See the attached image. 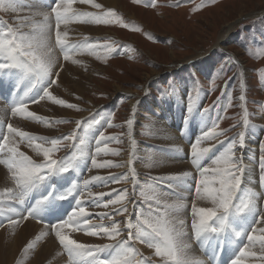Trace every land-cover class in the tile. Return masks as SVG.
Returning a JSON list of instances; mask_svg holds the SVG:
<instances>
[{
    "label": "rangeland",
    "instance_id": "rangeland-1",
    "mask_svg": "<svg viewBox=\"0 0 264 264\" xmlns=\"http://www.w3.org/2000/svg\"><path fill=\"white\" fill-rule=\"evenodd\" d=\"M97 1L94 0L95 3H101ZM118 1L120 9L112 10L119 19L113 18V22L109 24L87 23L89 27L93 26L95 30L100 31L105 37L99 35V37L84 36L83 38H77L82 41V44L89 45L88 43L92 42L95 44L92 48L94 54H91L93 56L90 57V63L82 61L83 63L78 69L83 77L77 74V80H75H84V91L82 94L70 88L63 90L61 93L58 92L61 90L58 88L54 92L60 98L62 94L69 93V102L76 103L80 111L60 108L64 112L62 113L63 115L53 114L50 111L51 113L49 112L50 114H47L44 118L51 121L67 119L66 116H71L73 119H83L96 111L101 113L102 117L104 113H108L107 111L114 112L113 116L116 117L111 122L113 126L105 125L104 128L102 127L103 130L102 128L100 130L104 131L105 136H117L119 139L109 141L107 148L110 152L108 154L102 152L97 156V160L99 162L111 161L114 165L121 166L90 168L89 172L83 174V177L86 178L85 175L99 172L98 174L96 173V176L110 177L115 175L123 177V179L120 183L94 182L90 190L94 191L93 193H111V195L104 196V201H107L116 195L114 190L122 191L127 189L132 194L130 199L137 201L135 205L132 203L128 204L129 213L135 211V216L140 220L154 215L153 210L156 208H159L163 215L165 213V205L181 203L185 207L169 212V214L167 213L168 217L169 219L172 217L170 220L177 225L178 221L185 220L186 225H184L183 229L188 230L193 237L192 229L187 228V226L192 222V220H189V218H192L191 207L199 199L195 197L194 191L188 192L183 187H178L177 185L181 183L180 181L165 180L161 182L159 180L160 177L182 175L184 171L180 170L181 173L173 172L164 176H151L141 169L148 166L144 156L147 153V149L161 152L162 154L164 148V145L152 142L158 138L157 128L153 129L154 133L152 134L149 133L148 129L157 121L158 131H160L161 124L171 127L174 131L179 127L177 139L182 142L183 147L176 155L177 163L189 164L191 160L189 156L191 144L197 137L202 135V130H211L213 121H216L218 125L216 128L217 132L223 129L228 130L226 135L219 136L218 140L203 141L200 146L209 147L210 145H216L213 149L216 154L226 148L229 140L236 137L240 131H245V141H247V139L253 137L251 130L257 128L258 132L262 131V136L259 141L258 152L257 147H255L257 156L254 160L255 163L254 161L251 162L254 170L253 174L243 178L242 186L245 189L243 199L246 200L248 193L253 191L250 188L252 186L258 189L259 193H262L264 182L260 180L261 172L258 165L261 145L264 144V0H214V3H209V0H179L178 7L174 6L177 0H155V6H151L152 0L150 2L146 0L144 5L143 0ZM78 2L81 3L80 0ZM37 4L41 5V2ZM80 7L82 5H79L78 8L80 9ZM33 8L34 5L28 6L24 4L23 7L18 8L20 14L17 11L12 12L9 10L5 12L0 10V22L15 25L20 17L29 16L31 18L28 13ZM41 9H44V11L48 10L44 5H41ZM91 10L98 13L108 10V8L102 5V9H96L90 5L88 8L84 7L83 12H90ZM127 13H133L135 17H130ZM84 20L87 21L86 18ZM84 24L86 25L85 22L82 25L85 26ZM229 26L232 28L230 35L224 43L219 44V37L228 30ZM74 35L76 37V33ZM217 44L220 46H217ZM105 45H111L116 51L109 52ZM123 49H125V52H122ZM78 53H76V56L79 55ZM190 73L197 75L199 82L200 80L202 81L203 86H205H202L204 90L201 91L199 89L196 80ZM230 77H235V79H230ZM241 83L244 84L243 89L239 86ZM242 92L246 96L245 109L249 122L248 130L243 124L245 109L239 107L240 101L238 97ZM186 96H190V102L193 107V112L189 114L190 118L187 123H185V107L189 100L185 99ZM229 96H231L230 101ZM218 97L220 100L215 103V98ZM148 100L151 101L148 102ZM132 102L136 104L134 106L137 113V120L134 124L135 127H133V132H135L133 138L132 134L130 137L125 132L127 129L125 118L132 113ZM149 106L150 109H153L147 110ZM203 109H209V111L205 113ZM218 116L221 117L219 120H217ZM102 117L100 116L96 119L102 121ZM20 122L46 129L47 131L41 130L39 134H34L40 136L67 133L74 127L72 123H54L49 127V125L38 121ZM233 125H236V127L233 128ZM21 127L25 131L32 132L30 127ZM47 128H51L52 132ZM218 141H223L224 143L219 144ZM246 144L248 143L246 142ZM20 146L27 147L28 151L31 150L25 144ZM101 147H104V145H101ZM91 148L94 151V142ZM23 150L27 152V149L23 148ZM73 151L74 149L72 150L71 147L63 148L57 155L62 157L63 152H70L69 154H71ZM113 151L118 154H111ZM125 153L128 154L126 157L127 161L123 163L122 156ZM239 154L238 150L237 155ZM173 155L174 153L172 155L163 153L165 158L173 157L174 159L175 156ZM181 157L182 159H180ZM247 162L248 159H244V163ZM122 165L124 166L122 167ZM125 165H128L127 168H124ZM203 165L205 167L215 166L211 165L210 159L203 161ZM189 172L199 179L198 173L195 174L194 170L190 171L189 168ZM209 178L211 179V177ZM259 203V207L264 208V199H261ZM149 205H151V208ZM16 207L19 208L20 206L16 205ZM87 210L95 212L94 218H92L93 223H100L101 220L98 214L111 212L112 208L111 206L109 209L88 206ZM141 213H143V216H141ZM11 215L6 207L0 208V232L5 231L4 241L12 238L11 242L18 245L20 241V233L18 234V232L21 226H18L15 233L11 231L13 225L7 222L8 217ZM114 218L123 220L121 216H115ZM252 218L247 216L243 221L241 220L240 224H242V227H244V224L246 226L250 223ZM27 221L36 225L35 231L27 238L28 240L22 241L23 244L21 245L23 246H20V250L16 255L18 257H15L14 262L21 264L22 261L23 264H26L27 260L32 261L38 254L37 250L41 251L42 247L44 248L47 243L52 241L54 246L53 250H51V257L44 264H67V254L59 247L54 238L41 237L39 240L36 239L39 233L44 230L40 226L43 224L32 219ZM103 222L108 223L107 220ZM133 222L137 223L138 221L134 220ZM23 223L25 224L26 222ZM256 225H254L255 228ZM247 228L248 232H251L252 225ZM36 230L38 231L36 232ZM77 234L89 240L88 243H110L106 238L89 237L83 232L73 233L74 238ZM124 235L126 238L127 233L125 232ZM95 240L98 242L95 243ZM195 241H191V243L195 247L197 246L201 260L206 261L207 264H229L230 259L228 256H224V253L213 246L215 242L213 245H200V243ZM208 241L212 242L214 240L209 238ZM234 242H236V239H233V244L237 250L239 245ZM132 244L137 251L135 254H130L131 264H138L144 257L151 258L152 264H158L160 258L154 256L153 249L136 241H133ZM2 245L0 244V247ZM29 245H31L30 249ZM210 247L213 248V251L215 250L216 255H214L212 260L207 259V252H202L205 249V251L209 250L208 248ZM99 258H107V253H100ZM250 261H253L252 263L254 264H262L261 261L254 262L253 257L245 258V264H251Z\"/></svg>",
    "mask_w": 264,
    "mask_h": 264
},
{
    "label": "snow or ice",
    "instance_id": "snow-or-ice-1",
    "mask_svg": "<svg viewBox=\"0 0 264 264\" xmlns=\"http://www.w3.org/2000/svg\"><path fill=\"white\" fill-rule=\"evenodd\" d=\"M40 2L48 10L39 12L38 19L20 17L15 25L0 22V100L4 101L3 107H0V166L5 170V183L0 188V208L6 207L14 217H9L7 222L13 226L29 219L42 223L44 230L36 239L54 238L66 252L67 264H131L130 254L137 251L133 247V241L153 249L154 256L160 258L158 264H204V261L193 259L189 255L191 245L183 239L186 235L183 231L184 220H180L177 225L167 214L185 205L167 204L163 215L156 208L153 210L154 215L140 220L135 216V211L129 213L128 204L135 205L137 201L130 199L132 194L127 189L114 190L116 195L107 201L103 198L111 193H93L90 190L94 182L120 183L123 179L115 175L83 177L90 168L121 166L114 165L111 161L97 160L102 152H110L107 148L109 141L119 139L117 136H105L104 131L100 130L105 124L113 126L111 119L102 123L93 116L92 119L99 128L90 132V120L73 119L69 116L64 120L51 121L30 110V105L45 101L67 110L80 111L76 103L67 102L54 94V89L60 86V74L64 69L62 59L68 61L71 54L81 47L69 40L68 32L62 31V25L85 18L87 22L95 24H109L113 22V18L119 19L112 9L98 13L80 12L72 7L77 0ZM80 2L102 9V5L94 0ZM209 3H214V0H209ZM24 4L25 0H0V10L16 12ZM151 6H155V0H152ZM174 6H179V0ZM105 47L109 52L116 51L111 45ZM239 86L244 88L243 83ZM185 99L189 100L185 107L187 123L193 107L190 96ZM238 99L239 107L245 109L246 96L243 92ZM219 100L218 97L215 103ZM203 111L206 113L209 109ZM220 118L218 116L217 120ZM136 120L134 106L131 115L125 118L129 135ZM20 121H38L49 126L54 123H72L74 127L67 133L40 136L23 130L19 126ZM248 123L245 109L243 124L247 127ZM217 126L216 121H213L211 130H202V135L191 144L189 156L199 179L186 171L182 175L160 177L159 180L180 181L178 187H183L188 192L194 191L198 199L211 201V207H197L195 204L191 207V229L198 243L204 244L212 238L216 249L222 250L226 242L241 238L243 233L246 234L248 243L238 239L239 247L229 264H245V258L257 257V253L251 251L250 247L257 242L261 249L258 258L264 264V228L254 227L255 224L264 223V209L257 204L258 200L264 199V193H248V198L243 199L245 131L237 133L236 137L229 140L226 148L216 154L213 151L216 145H200L203 141L218 140L219 136L226 135L228 130L217 132ZM93 142L94 151L91 148ZM21 144L27 145L35 158L21 151ZM69 147L74 149L73 153L63 157L57 155L63 148ZM111 154L118 153L113 151ZM206 159H210L211 165L215 166L205 167L203 161ZM258 167L261 172L260 180L264 182V144L261 145ZM16 205L20 207L17 208ZM88 206L104 209L111 206L112 211L99 213L101 222L93 223L94 214L87 210ZM245 215L253 217L250 222L251 232L240 227V221ZM115 216H121L123 220H116ZM104 220L108 223H104ZM134 220L138 222L134 223ZM257 231L259 235L255 234ZM75 232H83L89 237L106 238L110 243H84L74 238ZM100 253H107V258H99ZM138 264H152V260L144 257Z\"/></svg>",
    "mask_w": 264,
    "mask_h": 264
},
{
    "label": "bare ground",
    "instance_id": "bare-ground-1",
    "mask_svg": "<svg viewBox=\"0 0 264 264\" xmlns=\"http://www.w3.org/2000/svg\"><path fill=\"white\" fill-rule=\"evenodd\" d=\"M98 1H100L101 3V5H103L105 8L107 7L108 9H120V6H119V1L118 0H98ZM97 1V2H98ZM40 2V0H33V1H31V2H29L28 0H25V4H27L28 6H31V5H34V8H33V10L32 11H30V13H28V15H30L31 17H36L37 19L39 18L38 17V13L39 12H41V11H44V9H41V5L43 6V4L41 3V5L40 4H37V3H39ZM99 4V3H98ZM79 5H82V7H80V9L78 8L79 7ZM90 5H92V4H90V3H79L78 2V0H77V2L76 3H74L73 5H72V7L74 8V9H76V10H78V11H80V12H83V9H84V7H89ZM17 12H18V14H20V11H19V9L17 10ZM90 12H92V13H95V11L93 10H91ZM127 14H129L130 15V17L132 16L133 18L135 17V15L133 14V13H127ZM25 15V14H24ZM26 17V16H25ZM29 17V16H28ZM136 19V18H135ZM83 22H85L86 23V25L85 26H83L82 24H83ZM87 21H85L84 19L83 20H81V21H76V20H73V21H71L69 24H67L66 26H64V25H62V31H67L68 32V38H69V40L72 42V43H78V44H80L81 45V47L77 50V51H75V52H73L72 54H71V57H70V59L68 60V61H63V59H62V57H61V59H62V63L64 64V69H63V71H61V74H60V81H59V83H60V86L58 87L59 89H61L60 91H58L59 93H61L63 90H65V89H68V88H70V89H73L75 92H79L80 94H82V92L84 91V86H83V81L84 80H79V81H75V80H77V74H79V75H81L80 73H79V71H78V69H79V67L82 65V61H84V63L85 62H89L90 63V57L91 56H93V55H91V54H94L93 53V50H92V48L95 46V44L92 42V43H88L89 45H91V47H89V45H85V44H82L81 42L82 41H80V39H77V38H80V37H84V36H90V37H99V35L100 36H104V34H102L100 31H98V30H95V28L92 26V27H89L88 25H87ZM89 24V23H88ZM81 26H83V27H81ZM231 26H229L228 27V30L226 31V32H224L220 37H219V39H218V43L219 44H222V43H224L225 42V40H227V38H228V36L230 35V31H231ZM74 33H76V37H75V35H74ZM105 37V36H104ZM89 38V37H88ZM87 43V42H86ZM217 46H220V45H218L217 44ZM130 50V49H129ZM77 52H79L78 54V56H76V53ZM122 52H125V49H123V51ZM87 53H89V54H87ZM84 65V64H83ZM89 65V64H88ZM93 65V64H92ZM96 65V64H95ZM94 67V66H93ZM85 68V67H84ZM88 68V67H87ZM95 74V73H94ZM82 76V75H81ZM83 77V76H82ZM79 78V77H78ZM81 82H82V84H81ZM91 85V84H90ZM58 88H55L54 89V92H56L55 90L56 89H58ZM120 91V90H119ZM55 94V93H54ZM68 95H69V93H64V94H62L61 95V98H63V99H65L67 102H69V98H68ZM72 96V95H71ZM2 101V102H1ZM151 100H148V102H150ZM154 102V101H153ZM3 105H4V102H3V100H0V107H3ZM134 105L136 106V104L135 103H133L132 102V108H134ZM153 105V104H152ZM151 106V105H150ZM150 106H149V109H147V110H152V109H150ZM152 107V106H151ZM29 108H30V110L31 111H34V112H36L39 116H41V117H44V116H46L47 114H50L51 112L50 111H52L53 112V114H59V115H63L62 113H64L63 111H61L60 110V106H54V105H51L50 103H48V102H45V101H41V103L40 104H33V105H30L29 106ZM62 109V108H61ZM94 111V110H93ZM50 112V113H49ZM71 114H72V112H70ZM66 115V114H65ZM177 116V115H176ZM48 117V116H47ZM52 118V117H51ZM66 118H67V116H66ZM55 120H56V118H55ZM174 121V120H173ZM15 122V121H14ZM157 123H158V121L157 122H155V124H153L152 126H151V128L150 129H148V131H149V133H154V131H153V129H156L157 128V130H156V132H157V134H158V138L155 140V141H152V142H157V143H159L160 145H164V148H163V150H162V154H161V152L159 153V152H155V151H153V150H148L147 149V153L146 154H144V156H145V159H146V161L145 162H147V164H148V166L146 167V168H141L142 169V171H144L145 173H147V174H149V175H151V176H164V175H170V174H172L173 172H180L181 173V171L180 170H182V171H184V172H186L187 170V172H189V168H190V171H193L194 170V172H195V174L197 173V171H196V169H195V166L191 163V160H190V162H189V164L191 163V165H189V164H178L177 162V157H176V155H177V153L180 151V149H182V142L180 141V140H178L177 139V137H178V133H179V127L178 128H176V131H174L171 127H169V126H164V124H161V127H160V131H158L159 130V126L157 125ZM174 125V124H173ZM19 126L21 127V126H26V127H30L31 128V130H32V132H30V131H27V132H30V133H32V134H39L40 132H41V130L42 131H45L46 129H42V128H38V127H34V126H31V125H27L26 123H22V122H20L19 123ZM44 126V125H43ZM42 126V127H43ZM45 127V126H44ZM50 127V126H49ZM134 127H135V125H134ZM248 127V126H247ZM246 127V128H247ZM25 129V128H24ZM29 129V128H28ZM35 129V130H34ZM48 129V128H47ZM51 128H49L48 130H50ZM249 128H247L246 130H248ZM34 131H38V132H34ZM47 131V130H46ZM252 131V133H253V137H251L250 139H247V143L248 144H246V147L244 148V159H248V162L247 163H245V165H246V171H245V173H244V176H243V178H245V177H248V176H251L252 174H253V166L251 165V162H253L254 160H255V157H257L256 156V150H255V147H257V152H258V145H259V141H260V139H261V136H262V131L261 132H258L257 131V128H254V129H252L251 130ZM50 132H52V130H50ZM125 132L126 133H128L129 134V130H128V128L125 130ZM46 133V132H45ZM53 133H54V131H53ZM256 133V134H255ZM44 134V133H43ZM132 138H133V134L135 135V132H133V130H132ZM130 136V135H129ZM131 137V136H130ZM157 137V136H156ZM179 138H180V136H179ZM187 138V137H186ZM129 143L131 144V142H130V140H129ZM171 146H173V147H171ZM128 147H130V146H128ZM128 147H127V149H128ZM141 147V146H140ZM23 148L26 150L27 149V152H25L24 150H23ZM141 148H143V147H141ZM20 149H21V151H24L26 154H28V155H33V157H34V154H33V152H32V150H30V151H28V148L27 147H24V146H20ZM154 149V148H153ZM177 149H179V151H177ZM128 152V151H127ZM126 152V153H127ZM124 154V156H122V162L124 163L125 161H127V159H126V157H127V155L128 154ZM142 153V152H141ZM163 153L164 154H166V155H172L173 153H174V155L173 156H175L174 157V159H173V157L172 158H170V157H168V158H165L164 156H163ZM188 153V152H187ZM35 158V157H34ZM144 158V157H143ZM180 159H182V157L180 158ZM99 161V160H98ZM181 161V160H180ZM247 161V160H246ZM142 162V161H141ZM143 163V162H142ZM254 163H255V161H254ZM257 164H258V161H257ZM141 165H143V164H141ZM145 165V164H144ZM189 166V168H188V166ZM124 165H122V167H123ZM128 166V165H127ZM127 166L125 165V167L124 168H127ZM4 169L2 168V166H0V188H2L3 186H4V179H3V177H4ZM89 172V171H88ZM95 172V171H94ZM97 172H95V173H93V174H91V175H85L86 176V178L87 177H89V176H92V175H97L96 174ZM87 174H89V173H87ZM101 174V173H100ZM128 175V174H127ZM251 178V177H250ZM128 179V178H127ZM161 183V182H160ZM129 184V183H128ZM251 188V190H253L252 192H250V193H259V190L258 189H256V188H254L253 186L252 187H250ZM255 189V190H254ZM263 190L261 191L262 193L264 192V186H263V188H262ZM96 191V190H95ZM154 191V190H153ZM94 192V191H93ZM192 195V194H191ZM164 196V195H163ZM195 197H196V195H195ZM165 198V197H164ZM194 199V198H193ZM197 200V199H196ZM261 201V199L260 200H258L257 201V204H258V206H259V202ZM195 205L197 206V207H211L212 206V203H211V201L210 200H201V199H199V201H197V202H195ZM262 209H264V208H262ZM97 210V209H96ZM184 211V210H183ZM4 212V211H3ZM186 212V211H185ZM178 213V212H177ZM12 214V213H11ZM169 214V213H168ZM171 214V213H170ZM176 214V213H175ZM183 214V213H182ZM181 214V215H182ZM13 215V214H12ZM9 216V217H13V216ZM8 216V215H7ZM247 216H249V215H245L244 217H243V219H242V221L247 217ZM8 217V218H9ZM192 217V216H191ZM172 218V217H171ZM170 218V219H171ZM180 218V217H179ZM186 218V217H185ZM248 218H251V216H249ZM183 219V218H182ZM33 220V219H32ZM174 220V219H173ZM180 220V219H179ZM189 220H192V218H189ZM188 220V221H189ZM33 221H35V220H33ZM185 221V220H184ZM24 222H26L25 224L22 222V223H20V224H18V225H15V226H12V232L13 233H15L16 231H17V229H18V226H21L20 227V231L18 232V234L20 233V241H19V244L18 245H16V244H14L13 242H11V239H8V241H4V239H5V231H1L0 232V244L2 245V243H3V245L0 247V264H16V262H14V259H15V257H16V255H17V253H18V251L20 250L19 248H20V246H23V245H21V244H23V242H25L26 241V239L35 231V224H33V223H31L30 221H24ZM179 222V221H178ZM22 224H23V226H22ZM37 224V223H36ZM188 224V223H187ZM184 225H186V224H184ZM41 227H43L44 228V226L43 225H40ZM244 226H245V224H244ZM185 227V226H184ZM240 227H242V224H240ZM38 228V227H37ZM187 228H190L191 229V223L190 224H188V226H187ZM260 228H264V223H258L257 225H256V229H260ZM8 229H10V228H8ZM189 229V230H190ZM251 230V229H250ZM9 231V230H8ZM38 230H36V232H37ZM183 231L186 233V235L183 237V239L185 240V241H187L190 245H191V247H190V249L188 250V252H189V255L193 258V259H199V260H201V256L199 255L200 253H199V250H197V246L195 247L194 246V244H192L191 243V241H195V238H194V235H193V237L190 235V232L188 231V230H186V229H183ZM8 233V232H7ZM256 235H259L260 233L257 231L256 233H255ZM10 235V234H9ZM13 236V235H12ZM10 237V236H9ZM245 237V239H243ZM50 238V237H49ZM48 238V239H49ZM75 238L76 239H78V240H80L81 242H84V243H88L89 242V240H86L84 237H82V236H80L79 234H77L76 236H75ZM191 238V239H190ZM7 239V238H6ZM233 239H236V242L238 241V239H243L244 240V242L245 243H248L247 242V239H246V235L245 236H242L241 238H233ZM233 239H232V241L231 242H226L225 244H224V247H223V249L221 250V249H217L218 251H220L221 250V252L222 253H224L223 255L224 256H228V258L231 260V258H233L234 257V254L237 252V250L235 249V248H233ZM28 240V239H27ZM42 240V239H41ZM23 241V242H22ZM32 241H34V240H32ZM54 242V241H53ZM95 243L96 242H98L97 240H95L94 241ZM195 242H197V241H195ZM236 242H234L235 244H236ZM198 243V242H197ZM44 244V243H43ZM55 244V243H54ZM205 244H209V245H213L214 244V241H212V242H209V241H206L205 243H204V245ZM196 245H198V244H196ZM200 245H203V244H200ZM24 246H26V245H24ZM37 246V245H36ZM53 243H52V241L51 242H49V243H47V245L43 248L42 247V250L41 251H38L37 250V252H38V254L36 255V257L34 258V259H32V261H29V260H27V262H26V264H44V262L46 261L47 262V260H48V258L49 257H51V250H53L52 248H53ZM213 246H215V244L213 245ZM200 247V246H199ZM216 247V246H215ZM239 247V246H238ZM251 247V251H254V252H256L257 253V257H253L254 258V262H257V261H260V260H258L259 258V254H260V252H261V249H260V246H259V243L257 242L255 245H253V246H250ZM25 248V247H24ZM41 248V247H40ZM57 248V247H56ZM29 249H30V247H29ZM202 249H204L203 247H202ZM201 249V250H202ZM209 250H207V251H202V252H207V254H206V256H207V259L208 260H212L213 259V257H214V255H215V250L213 251L212 249L213 248H208ZM33 250V249H32ZM40 250V249H39ZM142 250V249H141ZM234 250V251H233ZM34 251H36V250H34ZM217 252V251H216ZM24 253V252H23ZM22 253V254H23ZM52 253H53V251H52ZM144 253V252H143ZM146 253V252H145ZM218 254V253H217ZM20 255V254H19ZM59 255V254H58ZM223 255H220V256H223ZM27 256H28V253H27ZM32 256V255H31ZM216 256V255H215ZM18 257V256H17ZM16 257V258H17ZM30 257V256H29ZM25 258V257H24ZM23 258V259H24ZM27 258V257H26ZM159 258V257H158ZM249 258V257H248ZM64 259V258H63ZM22 260V259H21ZM25 260V259H24ZM57 260H59V259H57ZM56 260V261H57ZM206 260V259H205ZM215 260V259H214ZM203 261V260H202ZM217 262V261H216ZM251 262V261H250ZM253 262V261H252ZM251 262V264H254V263H252ZM209 263V262H208ZM214 263V262H213ZM21 264H23V262L21 261ZM52 264V263H51ZM204 264H207V262L206 261H204ZM210 264V263H209ZM219 264V263H218ZM248 264V263H247Z\"/></svg>",
    "mask_w": 264,
    "mask_h": 264
},
{
    "label": "crops",
    "instance_id": "crops-1",
    "mask_svg": "<svg viewBox=\"0 0 264 264\" xmlns=\"http://www.w3.org/2000/svg\"><path fill=\"white\" fill-rule=\"evenodd\" d=\"M111 112H112V111H111ZM111 112L109 111V113H106V115H107L106 119H111V122H112V120L115 119L116 116H113V115H114V112H113V113H111ZM90 115H91V114H90ZM95 115H97V116H96V118H97V117H100V116H101V113H99V112H94V113L92 114V118H93V116H95ZM88 116H89V115H88ZM86 118H87V116L84 117L83 119H86ZM92 118H90L89 120L93 122L94 120H93ZM96 118H95V119H96ZM78 119H79V118H78ZM62 120H64V119H62ZM94 122H95V121H94ZM57 124H58V123H57ZM97 126H98V125H97ZM97 128H99V126H98ZM103 128H104V127H103ZM103 128H102V130H103Z\"/></svg>",
    "mask_w": 264,
    "mask_h": 264
},
{
    "label": "trees",
    "instance_id": "trees-1",
    "mask_svg": "<svg viewBox=\"0 0 264 264\" xmlns=\"http://www.w3.org/2000/svg\"><path fill=\"white\" fill-rule=\"evenodd\" d=\"M145 0H143V2H144ZM191 76L196 80V82H197V84L199 85V86H201V88H202V86H203V84H202V81L200 80V82H199V79L197 78V75H195L194 73H191ZM203 87H205V86H203ZM202 90H204V88H202ZM217 100V98H215V101Z\"/></svg>",
    "mask_w": 264,
    "mask_h": 264
}]
</instances>
